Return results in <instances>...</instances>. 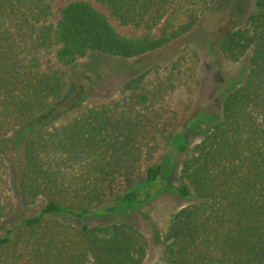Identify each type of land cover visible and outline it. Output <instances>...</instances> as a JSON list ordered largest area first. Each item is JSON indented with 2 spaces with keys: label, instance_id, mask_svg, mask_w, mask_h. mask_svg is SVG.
<instances>
[{
  "label": "trees",
  "instance_id": "trees-1",
  "mask_svg": "<svg viewBox=\"0 0 264 264\" xmlns=\"http://www.w3.org/2000/svg\"><path fill=\"white\" fill-rule=\"evenodd\" d=\"M56 1L0 0V220L12 208L5 139L54 113L66 94V71H45L41 53L54 51L63 68L92 53L143 59L191 32L217 0H95L107 13L89 0H64L58 15ZM108 15L142 32L120 33ZM220 47L231 62L249 55V71L183 161L182 184L164 187L193 201L172 217L162 264H264V0H253L244 26L229 31ZM198 58L185 47L165 68L126 80L119 98L25 136L13 189L26 209L38 201L41 208L0 231V264L143 263L149 241L132 223L74 222L153 198L139 186L115 191L143 165L145 184L159 181L163 165L153 160L167 99L180 69Z\"/></svg>",
  "mask_w": 264,
  "mask_h": 264
},
{
  "label": "rangeland",
  "instance_id": "rangeland-1",
  "mask_svg": "<svg viewBox=\"0 0 264 264\" xmlns=\"http://www.w3.org/2000/svg\"><path fill=\"white\" fill-rule=\"evenodd\" d=\"M89 1L96 9L107 13L95 0ZM64 4V0L55 2L56 15ZM252 9L253 0H217L191 32L164 50L143 59L129 60L92 53L90 59H82L77 66L63 68L55 60L54 51L41 53V63L45 71H66V94L56 104L54 113L38 117L5 139L12 208L0 220V231L22 218L34 215L41 208V202L38 201L26 209L13 189V181L21 165L20 148L25 136L40 125H61L91 106L119 98L120 87L126 80L138 76L151 66H154L153 70L163 69L175 61L183 48L192 47L197 50L199 58L195 63L190 62L180 69L175 89L167 99L169 114L165 128L156 139L153 162L163 165L159 181L156 184H145L143 171L146 165H143L138 176L120 180L115 191L119 196L131 187L139 186L144 194H154L153 198L137 209L127 208L114 214L74 222L87 226L130 222L149 241V249L142 264H162L166 257L165 236L172 217L180 208L193 201V198L183 199L164 187H178L182 184L183 161L190 156L192 147L209 133L220 116L225 95L243 83L248 74L249 55L238 62H231L222 53L220 44L229 31L244 26ZM108 17L120 33L135 36L142 32L131 26H122L109 15ZM153 79L154 73L150 77V80ZM182 146L186 150L180 151Z\"/></svg>",
  "mask_w": 264,
  "mask_h": 264
}]
</instances>
